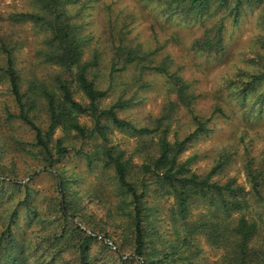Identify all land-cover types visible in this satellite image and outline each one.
<instances>
[{
	"label": "trees",
	"instance_id": "16d2710c",
	"mask_svg": "<svg viewBox=\"0 0 264 264\" xmlns=\"http://www.w3.org/2000/svg\"><path fill=\"white\" fill-rule=\"evenodd\" d=\"M33 1L37 12H13L8 18L13 23H32L44 34L36 56L57 70L49 80L32 73L25 81L15 63V45L10 47L7 39L0 35V84L7 86L13 102V108L3 107L4 120L19 122L33 135L29 141L0 133V156L10 142L24 158L36 162L28 174L33 177L29 182L23 183L16 176L0 178V203L11 204L16 194L23 195L12 207L0 211V264H196L198 235H202L209 246L223 252L213 264H264V242L250 246L261 231L264 233V225L261 227L259 223L264 217V156L258 159L252 144L244 146L241 156L238 148L224 145L208 173L192 172L190 164L196 155L184 162L179 159L193 141L207 133L206 126L215 115H224L221 108H215L208 119H201L194 110L198 97L193 95L191 84L178 71L171 72L169 61L155 62L162 46L148 51L140 45L124 46V27L115 29L111 21V42L116 39L119 46L111 59L110 79L114 73L137 64L140 74L149 71L164 76L169 82L168 92L174 96L173 101L167 100L166 110L154 120L155 126L151 128H137L132 122L119 118L118 111L130 107L134 97L124 99L122 93L112 105L103 107L101 102L107 97L110 86L99 88L96 74L92 73L99 65L101 53L94 51L89 60L83 59L89 40L80 34L79 17L92 2ZM160 1L174 19L191 21L204 17L209 10L211 15L225 7V17L232 16L237 22L244 4L257 0ZM260 16L264 24V9ZM222 32V24L212 26L204 34L211 37L196 41L195 47L223 50ZM1 56H4L3 63ZM251 60L264 70V55H254ZM263 79L264 72L242 71L237 75L232 91L244 111L249 113L255 108L259 112L263 108L264 91L258 92ZM253 94L254 100L248 106L247 99ZM77 95L82 100H78ZM178 109L190 116L195 129L183 138L174 133L171 140L170 122ZM82 117H88L91 126L81 123ZM57 130L61 131L60 135H56ZM113 130L149 137L150 142L139 141V148L127 155L124 149L110 145L109 134ZM97 139L101 142L96 143L91 152H83L78 145L95 143ZM140 150L144 155L142 164L133 161ZM70 153L82 156L90 170L99 167L102 174L111 170V191L121 196L115 214L123 220L124 228L119 226L122 231L111 229L110 215L97 221L96 214L90 213L84 219L85 200L93 203L99 198H93L90 192L87 195L91 197L85 192L77 195L82 179L59 166ZM239 157L249 192L233 178L224 184L212 180ZM37 171L52 178L53 191L49 194L34 188L32 182L39 174ZM151 184L155 186V203L163 198L165 191L174 198L170 211L172 240H162L164 235L157 233L153 225L150 212L154 207L151 209L145 201ZM195 203H202L208 212L191 220L190 209ZM252 209L259 214L253 215ZM233 214L237 216L233 218ZM21 217L32 230L18 237L15 228ZM261 221L264 222V218ZM162 242L164 245L159 248ZM125 254H129L127 258Z\"/></svg>",
	"mask_w": 264,
	"mask_h": 264
},
{
	"label": "rangeland",
	"instance_id": "374dc122",
	"mask_svg": "<svg viewBox=\"0 0 264 264\" xmlns=\"http://www.w3.org/2000/svg\"><path fill=\"white\" fill-rule=\"evenodd\" d=\"M81 1L83 3L92 2L89 4L90 7L79 17L80 24H82L80 34L82 38L89 40L84 48L83 59L89 60L94 51L100 52L99 65L92 73L96 74V84L99 88L107 89L110 86L107 97L101 102L103 107L112 105L122 93H124V99L133 96L132 105L125 110L118 111L119 118L132 122L137 128H151L155 126L154 120L161 117L166 110L167 100L173 101L174 98L168 92L169 82L164 76L149 71L140 74V67L137 64L129 65L124 70L114 73L110 79L111 59L119 46L116 39L113 43L111 42L109 23L112 21L115 24V29L124 27V46L134 48L140 45L146 51L151 50L154 46H162L154 58L155 62L158 64L161 60L169 61L171 72L178 71L179 75L191 84L193 95L198 97L194 102V110L201 119H208L215 108H221L224 114L223 116L215 115L211 119L206 126L207 133L189 145L180 157V162L196 155L197 158L190 164L191 171L205 175L215 164V159L224 145L230 146L231 144L233 149L238 148L241 156L244 146L252 144L254 146L253 153L258 156V159L264 156V106L259 112L254 108L252 112L248 113L234 99L232 91L235 82H237L236 77L240 72L253 74L264 72L251 60L254 55L258 57L264 55V24L260 16L264 9V0L244 4L237 22L233 21L232 16L225 17V7H221L215 14L210 15L209 13L212 11L209 10L204 17L184 21L170 16L166 12L164 3L160 0ZM13 12H37L34 1L0 0V35L7 39L10 47L15 45L13 51L15 63L19 71L22 72L25 81L31 78L32 73L35 77L49 80L57 68L42 62L39 56H36V51L41 48V39L44 34L32 23L11 22L12 20H9L8 16ZM218 24H222L223 29V50H200L195 47L196 41L199 42L203 37H211L204 36L205 32ZM156 39L157 43L154 41ZM3 60L4 56H1V63L4 62ZM143 84L146 87H142ZM261 91H264V79L258 87V92ZM76 98L82 100L80 95H77ZM11 100L7 86L0 84V133L30 141L33 137L30 130L21 126L19 122L6 123L4 120L3 107L9 105L13 108ZM253 100L254 94L248 97V106ZM178 110L170 122L169 137L171 140L174 133L179 138H183L195 129L190 116L184 110ZM80 121L86 126H91L88 117H82ZM60 134L61 131L57 130L56 135ZM109 139L110 145H117L124 149L127 155L133 154L135 149L139 148V141L150 142L149 137H141L118 130L111 131ZM153 141L156 142L157 138L155 137ZM100 142L97 139L95 143L89 141V143L78 145L82 146L83 152H91L94 145ZM147 147L155 148L150 145ZM1 155L0 165L3 166V169H0V178L16 176L23 180V183L31 181L33 177H29V175L35 168V161L24 158L23 154L15 149L10 142H7L6 149ZM143 156V151L140 150V153L133 157V161L142 164ZM59 166L69 172H74L82 179V184L78 188V196L81 195V192H85L86 195L90 192L93 198L95 196L99 198L93 203L90 200H85L84 205L87 210L82 214L84 219L90 213L96 214L97 221L110 215L111 229L116 228L117 231H122L120 227L124 228L125 226L123 220L115 214V206L121 196L111 191V170L104 171L103 174L99 167L90 170L84 158L74 156L73 153H70ZM34 173H32L33 176ZM230 178L235 179L238 186L249 192L250 186L243 170L241 157L234 158L223 172L213 176L212 180H218V183L224 184ZM32 183L34 188L41 193L49 194L53 191V180L45 173H39ZM154 187L152 184L149 186V192L145 198V201L150 204L149 207L151 209L154 207L150 212L154 221L153 225L156 227L157 233L164 235L162 240H172L174 236L170 211L174 206V198L165 191V193L162 192L163 198L155 203L154 200L157 198L153 191ZM22 196L21 193L16 194L15 200L11 204L9 202L0 203V211L12 207L16 200ZM190 211L189 218L195 220L200 214L207 213L208 208L202 203H195ZM222 214L218 213V215ZM256 214L259 213L254 210L253 215ZM236 216L237 214H233V218ZM261 220L259 223L263 227L264 222ZM32 228L38 229L36 226H32ZM30 230L32 229L25 226L24 218L21 217L15 228L16 235L20 237ZM262 237H264V233L261 231L260 235L251 241L250 246L262 244L264 242ZM197 241L199 251H197L195 259L196 264H213L219 260L220 254L223 253L221 250L209 246L202 235H198ZM162 245L164 242L158 247L161 248ZM128 255L125 254L124 258H127Z\"/></svg>",
	"mask_w": 264,
	"mask_h": 264
}]
</instances>
